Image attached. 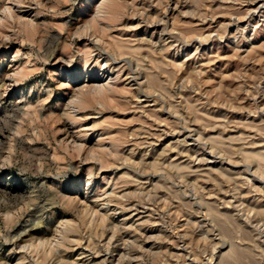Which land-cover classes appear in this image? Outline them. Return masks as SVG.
Returning a JSON list of instances; mask_svg holds the SVG:
<instances>
[{
  "label": "rangeland",
  "instance_id": "1",
  "mask_svg": "<svg viewBox=\"0 0 264 264\" xmlns=\"http://www.w3.org/2000/svg\"><path fill=\"white\" fill-rule=\"evenodd\" d=\"M0 264H264V0H0Z\"/></svg>",
  "mask_w": 264,
  "mask_h": 264
},
{
  "label": "bare ground",
  "instance_id": "2",
  "mask_svg": "<svg viewBox=\"0 0 264 264\" xmlns=\"http://www.w3.org/2000/svg\"><path fill=\"white\" fill-rule=\"evenodd\" d=\"M180 142V141H179Z\"/></svg>",
  "mask_w": 264,
  "mask_h": 264
}]
</instances>
